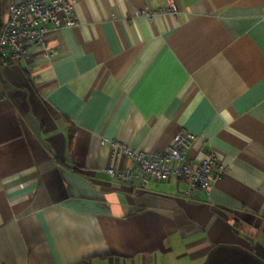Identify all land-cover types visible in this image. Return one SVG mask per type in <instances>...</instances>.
Masks as SVG:
<instances>
[{
	"label": "crops",
	"instance_id": "crops-1",
	"mask_svg": "<svg viewBox=\"0 0 264 264\" xmlns=\"http://www.w3.org/2000/svg\"><path fill=\"white\" fill-rule=\"evenodd\" d=\"M74 1L0 65V264H264V0ZM179 130L227 167L209 193L105 172Z\"/></svg>",
	"mask_w": 264,
	"mask_h": 264
},
{
	"label": "built area",
	"instance_id": "built-area-1",
	"mask_svg": "<svg viewBox=\"0 0 264 264\" xmlns=\"http://www.w3.org/2000/svg\"><path fill=\"white\" fill-rule=\"evenodd\" d=\"M74 0H22L10 2L4 14L0 13V62L21 61L28 56L32 46H41L46 56H52L55 48L49 46L45 38L50 24L55 28L76 24L73 10ZM166 11L177 13L175 1L166 0L165 8L154 12L139 11L149 19ZM197 136L187 130L177 131L169 146L161 151L149 153L135 150L118 140H109L114 159L124 156L133 162L126 171L113 166L105 168L110 177L130 180L136 177L141 184L150 180L161 181L167 178L184 180L188 190L199 188L209 193L212 184L226 175L227 167L223 165L214 152L207 151L200 159L189 157Z\"/></svg>",
	"mask_w": 264,
	"mask_h": 264
},
{
	"label": "water",
	"instance_id": "water-1",
	"mask_svg": "<svg viewBox=\"0 0 264 264\" xmlns=\"http://www.w3.org/2000/svg\"><path fill=\"white\" fill-rule=\"evenodd\" d=\"M19 1H22V0H11V2H19Z\"/></svg>",
	"mask_w": 264,
	"mask_h": 264
},
{
	"label": "trees",
	"instance_id": "trees-1",
	"mask_svg": "<svg viewBox=\"0 0 264 264\" xmlns=\"http://www.w3.org/2000/svg\"><path fill=\"white\" fill-rule=\"evenodd\" d=\"M3 62H0V65L2 64Z\"/></svg>",
	"mask_w": 264,
	"mask_h": 264
}]
</instances>
